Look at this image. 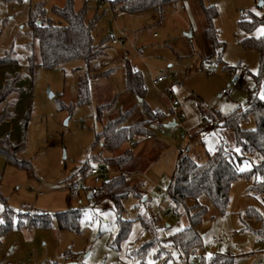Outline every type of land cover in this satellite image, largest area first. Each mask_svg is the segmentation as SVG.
<instances>
[{
  "label": "rangeland",
  "instance_id": "1",
  "mask_svg": "<svg viewBox=\"0 0 264 264\" xmlns=\"http://www.w3.org/2000/svg\"><path fill=\"white\" fill-rule=\"evenodd\" d=\"M39 2L45 3L49 17L61 21L52 9L63 7L64 0H0V57L9 53L15 60L0 66V90L7 75L16 79L18 89L9 99L11 118L0 124V140L7 137L20 146L18 158L32 168L30 175L25 169L8 166L0 154V222L2 214L12 210L16 215L48 213L53 224L23 229L15 217L11 232L2 239L0 264H181L177 249L164 243L189 225L183 210L179 215L173 213L168 195L175 158L185 143L180 136L185 131L192 135V126L199 131V140H188L189 154L198 163L205 162L222 143L236 147L234 132L215 122L209 126L210 119L201 110L225 116L245 107L251 93L262 99L264 68L258 51L244 42L263 37L264 25L245 32L239 22L247 12L264 20V7H259L258 0H202L204 6H214L218 12L214 29L221 46L215 51L206 39V19L198 0H185L184 8L166 6L161 19L147 12L117 13L114 20L108 5L74 0L76 11L87 2L88 19L97 17L93 37L95 44L104 46V54L90 68L83 60H75L54 69L36 65L31 71L29 57L37 53V44L28 26L29 10ZM127 62L142 73L145 102L152 110L168 117L184 114L185 119L176 132L166 129L164 138L148 141L138 137L118 151L133 150L134 159L124 170L130 184L142 194H129L123 200L121 217L132 223L127 238L118 241V216L112 200L90 197L93 184L80 169L87 164L112 172L94 159L101 153L112 155L96 144V135L107 121L133 107L126 125L146 119L139 100L126 90ZM205 66L210 67V75ZM159 76L165 83L156 87L153 80ZM232 76L238 83L234 88L230 87ZM81 78L87 79L90 92V102L83 105L78 104ZM177 83L182 85L180 89ZM223 90H229V95H223ZM173 101L179 106L173 107ZM102 105L109 107L100 121L97 110ZM243 127L254 128V119ZM81 179L82 188L71 195L68 204L69 187ZM248 187L243 179L233 183L225 214L202 196L199 202L207 213L197 232L202 241L212 237L222 241L235 264H264V246L255 244L257 239L264 241L257 234L264 227V205ZM249 209H255L263 220L249 217ZM68 210L80 211L78 232L58 227L55 214ZM152 219L157 220L154 231L147 229Z\"/></svg>",
  "mask_w": 264,
  "mask_h": 264
},
{
  "label": "trees",
  "instance_id": "2",
  "mask_svg": "<svg viewBox=\"0 0 264 264\" xmlns=\"http://www.w3.org/2000/svg\"><path fill=\"white\" fill-rule=\"evenodd\" d=\"M64 1L63 7H53L52 9V12L61 20L58 22L48 16L44 2H39L30 7L28 26L34 43L37 44V53L33 52L29 57L31 71L36 65L44 69H54L75 60H83L86 66L90 68L92 62L104 54V46L95 44L94 41L93 30L97 17L88 19L87 2L82 9L76 11L74 0ZM184 1L110 0V5L120 13L140 15L153 12L161 19L166 6L176 5ZM198 1L206 19V39L216 51L221 46L214 29V21L218 12L214 6L206 7L202 0ZM260 25H264V20L250 12L244 14L239 22L240 29L245 32H251ZM244 44L258 51L260 66L264 68V36L259 39H248ZM9 62H15L9 53L2 58L0 57V66ZM125 75L126 90L140 101L143 113L148 116L149 121L126 127L125 123L133 114L134 107L107 121L101 133L96 135V144H101V150L112 155L104 157L101 153L94 157L95 160H100L117 171L115 176L101 184L99 196H108L114 204V212L118 216L119 225L118 241H124L127 238L132 223L123 220L121 217L125 210L123 200L129 194H134L137 197H142V194L130 184L124 170L134 159L133 150L127 149L121 154L117 153L125 144L138 137L150 135L152 130L148 126L162 125L166 118L165 114L154 112L145 102L146 87L142 73L127 62ZM15 84L16 79L7 75L0 90V124L12 116L9 99L18 91ZM89 102L88 82L87 79L81 78L78 89V104L83 105ZM60 107L65 108L62 103ZM108 107L109 105H102L98 108V120H102L103 112ZM201 113L210 119V123L215 122L220 124L224 130L233 131L236 147L230 148L222 143L213 154L207 155V159L203 163H198L189 154V151L185 150L179 153L169 181L168 195L173 202V213L179 215L180 211L183 210L188 216L189 225L172 234L164 243L177 249L181 261L187 260L189 255L200 253L199 264H235V257L227 251L212 257L201 253L202 239L197 228L202 224L207 208L199 202V199L206 196L220 214H225L230 203L233 183L238 179H243L249 183L248 190L260 196L264 205V100L251 93L245 107L240 106L228 115H210L204 110H201ZM251 118L255 121V127L252 129L244 128L243 124ZM191 140L197 139L193 136ZM20 149V146L10 143L7 137L0 140V154L5 156L7 165L25 169L31 175V165L18 158ZM257 160L258 162H255ZM90 169L87 164H84L80 173L83 175ZM70 197L71 194L67 198L68 204H70ZM79 212L78 210H68L56 213L55 218L59 229L78 232ZM247 215L258 221L263 220L255 209H249ZM15 217H17L18 227L23 229L50 228L53 224L48 213L19 212L16 215L12 210H7L2 214L0 222V248L3 237L13 228ZM148 224L147 229L151 228L154 231L157 220L152 219ZM257 234L264 237V227L259 229ZM156 241L158 242L157 239Z\"/></svg>",
  "mask_w": 264,
  "mask_h": 264
},
{
  "label": "built area",
  "instance_id": "3",
  "mask_svg": "<svg viewBox=\"0 0 264 264\" xmlns=\"http://www.w3.org/2000/svg\"><path fill=\"white\" fill-rule=\"evenodd\" d=\"M101 5H108L111 9L112 15L115 16L117 13H120L116 8L111 7L110 5V0H97ZM116 17V16H115ZM204 71L210 75V67L205 66ZM233 80L232 83L230 84V87L234 88L238 86V83L236 82L237 78L232 76ZM164 81V77H158L155 81V83H161ZM177 87H181L182 85L180 83L176 84ZM223 95H229V90H223L222 92ZM173 107L179 106V103L177 101H173L172 103ZM185 119L184 114L179 115V120ZM209 126H213L212 123H209ZM165 130L160 131V135H164ZM182 139L186 138V135L181 136ZM147 139H152V135H148ZM111 173H107L104 169H98L96 167L91 168L87 173L86 176H84V179H90L93 187H90V192H91V197L93 198H98L100 195V186L104 181H107L111 177ZM81 179L75 183H73L70 187L69 190L71 192V195H75L77 189L82 188V183L83 180ZM255 244L264 246V241L261 239H257L255 241ZM200 250L201 253L206 254L208 257H212L216 254L223 253L225 249L223 248V243L216 237H212L211 240H206L202 241V244L200 245ZM199 256L200 253L197 255H189L187 260H182L181 264H199ZM262 264V263H259Z\"/></svg>",
  "mask_w": 264,
  "mask_h": 264
},
{
  "label": "crops",
  "instance_id": "4",
  "mask_svg": "<svg viewBox=\"0 0 264 264\" xmlns=\"http://www.w3.org/2000/svg\"><path fill=\"white\" fill-rule=\"evenodd\" d=\"M185 2V1H184ZM184 2H181V3H179L180 5H182L183 6V8H184ZM116 17L115 16H113L112 15V19L114 20ZM159 77H161V76H159ZM158 78V77H157ZM155 81H156V79L155 80H153V85L154 86H158V85H160V84H163V83H165V79H164V81L163 82H161V83H155ZM4 82H5V78H4V81H3V84H2V86H1V88L3 87V85H4ZM172 88V87H171ZM171 88L169 87L166 91H167V93L168 92H170L171 91ZM177 88H181V87H177ZM130 93V92H129ZM132 96H133V94H132ZM136 98V97H135ZM139 104H140V101H139ZM141 110H142V107H141ZM154 111V110H153ZM142 112H143V110H142ZM154 112H158V111H154ZM144 114V113H143ZM174 114V113H173ZM145 116H146V119L145 120H143V121H140V122H147V121H149V118H148V116L146 115V114H144ZM175 115V114H174ZM171 115L170 117H168V116H166V118H165V120H164V122H163V124L162 125H149L148 127L152 130V133L150 134V135H152V139H147V136L145 137L146 138V140H148V141H152L154 138H164V137H166L167 136V132H166V129L168 130V129H172V132H176V130L179 128V127H181V120H179V116L178 115ZM140 122H136V123H133V124H130V125H126V123H125V126L126 127H130V126H133V125H135V124H137V123H140ZM169 125V126H168ZM165 130V134L164 135H160V131L161 130ZM192 131H193V134L192 135H189L186 131H185V133L184 134H182V135H186V138L185 139H182L181 138V136H180V138L182 139V140H184V142L185 143H183L182 145H180L179 146V149H178V154H177V156H176V158H175V165H176V161H177V157H178V155H179V153L181 152V151H185V150H187V151H191V147H190V143H188V140H191V137H193V136H195L196 137V139L197 140H199V131L198 130H196L195 129V127L194 126H192L191 128H190ZM192 141V140H191ZM127 150V149H126ZM124 152V151H123ZM123 152H120V153H117V154H121V153H123ZM174 169H175V166H174ZM112 170V172H111V175L112 176H115L116 174H117V171H115L114 169H111ZM174 171V170H173ZM85 176V175H84ZM111 176V177H112ZM90 197H91V195H90ZM166 227H170L169 225H166ZM165 227V228H166Z\"/></svg>",
  "mask_w": 264,
  "mask_h": 264
},
{
  "label": "water",
  "instance_id": "5",
  "mask_svg": "<svg viewBox=\"0 0 264 264\" xmlns=\"http://www.w3.org/2000/svg\"><path fill=\"white\" fill-rule=\"evenodd\" d=\"M258 2H259V7H263V4H264V1L263 0H258ZM53 95L51 94V97H52ZM169 126V125H168Z\"/></svg>",
  "mask_w": 264,
  "mask_h": 264
},
{
  "label": "snow or ice",
  "instance_id": "6",
  "mask_svg": "<svg viewBox=\"0 0 264 264\" xmlns=\"http://www.w3.org/2000/svg\"><path fill=\"white\" fill-rule=\"evenodd\" d=\"M261 32H262V34H264V29H262ZM261 98L264 99V95H262Z\"/></svg>",
  "mask_w": 264,
  "mask_h": 264
}]
</instances>
